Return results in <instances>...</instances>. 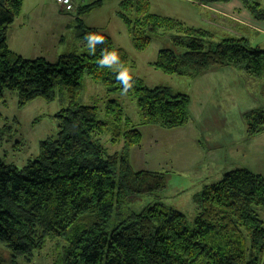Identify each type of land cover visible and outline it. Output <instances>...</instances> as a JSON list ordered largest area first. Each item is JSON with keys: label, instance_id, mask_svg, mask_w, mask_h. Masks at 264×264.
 Here are the masks:
<instances>
[{"label": "trees", "instance_id": "16d2710c", "mask_svg": "<svg viewBox=\"0 0 264 264\" xmlns=\"http://www.w3.org/2000/svg\"><path fill=\"white\" fill-rule=\"evenodd\" d=\"M192 1L207 6L231 0ZM238 1L250 17L264 22V0ZM100 4L73 2L74 37L85 50L51 63L9 50L7 31L23 4L0 0V99L3 91L15 92L22 108L35 99L66 97V107L55 115L57 134L39 144L36 159L20 169L0 160V245L13 264L18 258L30 260L51 240L64 243L52 264H264V227L256 212L264 210L263 176L246 168L225 173L193 197L197 214L189 226L184 215L160 202L165 173L132 171L129 151L141 142L137 127L183 128L190 100L166 87L148 88L136 76L133 88L123 92L116 70L99 66L102 51L115 50L125 66L133 65L124 50L79 17ZM117 15L137 51L146 50L158 31L175 35L173 49L158 51L151 64L165 76L193 79L229 67L248 78L264 79V50L251 47L243 37L212 44L210 32L152 14L148 0H124ZM92 33L105 38L94 54L85 39ZM84 78L102 85L108 95L133 100L140 116L137 127L115 100L104 103L103 120L96 106L81 105ZM243 120L247 140L264 134V109L244 114ZM103 135L111 146L121 145L120 150L109 153L103 148ZM140 197L154 201L136 214L130 203Z\"/></svg>", "mask_w": 264, "mask_h": 264}, {"label": "rangeland", "instance_id": "374dc122", "mask_svg": "<svg viewBox=\"0 0 264 264\" xmlns=\"http://www.w3.org/2000/svg\"><path fill=\"white\" fill-rule=\"evenodd\" d=\"M95 1L97 0H73L75 6H84ZM100 1V5L79 17L86 27L107 35L114 46L124 50L129 63L133 65L132 76L142 79L148 88L160 86L172 90L174 94L192 95L190 124L183 130L166 132L167 134L157 140L156 151L175 148L182 149V152L187 151L186 155L188 156H195L192 150L195 148L193 137L195 133L199 134L200 137L197 139L202 144L201 138L205 136L194 128L197 121L201 119L196 116L200 115L197 101L200 98L203 100L204 97L199 96L196 92L194 80L171 75L165 76L151 67L157 58L158 51L173 49L171 38L175 35L172 32L158 31L152 37L146 50L137 51L131 44L124 23L119 20L117 15L119 4L124 0ZM148 3L149 10L154 15L182 21L187 27L210 32L213 35L212 44L225 37L239 36L249 41L251 47L264 50L263 35L250 31L242 33L234 28L233 32L228 31L231 24L226 19L210 13L209 9L202 5L199 6L192 0H148ZM22 4L19 17L9 27L6 35L11 50L21 51L25 55V59L28 58V60L44 58L51 63L58 56L71 52L80 53L85 50L74 37L73 26H75L77 17L75 11H71L72 13L69 15V18L72 19L71 22L70 19L63 20L58 17L57 11L63 10L55 3V0H22ZM65 24H70V28L63 30ZM59 36L64 38L61 43L57 42ZM230 70L232 71L228 72L240 75V77L237 76L238 83L240 82L244 89L247 88L244 86L245 81L249 88L248 95L246 92L239 102L229 108L226 115V128L229 130L220 129L225 134L231 133L233 141H238L241 136V138L246 136L245 121L243 120V123L240 114L252 109H264V80L249 79L241 71L231 68ZM82 82L83 89L79 99L81 105L96 106L99 109V119L103 120L104 103L115 100L120 104L123 114L130 119L131 124L137 127L140 116L133 100L123 94L108 95L102 85L92 82L88 78H84ZM17 100L18 96L15 92L3 91L0 99V160L20 169L28 161L36 159L39 155V144L42 141L49 137H55L57 134L55 115L66 107V97L58 95L53 102L35 99L22 108L17 107ZM211 132L218 134L219 129ZM224 136L219 137L221 142L218 145L222 146V143H226L227 138ZM100 139L103 148L109 153L120 150L121 145L111 146L108 136L103 135ZM247 146L242 151V157L234 154L228 156L225 153L221 155L222 148L218 149L214 154L217 156L216 162L213 163L209 160V157L213 155L207 154V148L204 146L198 152L203 153V159L199 160L194 157L196 160L193 165V161L185 163V158L175 156L178 159H174V165L166 169L162 168L160 171L168 172L167 187L159 196L161 204L180 212L186 217L188 225L192 226L197 214V208L192 203V199L203 188L219 182L225 173L235 169L246 168L252 173L258 172L264 176V135ZM134 168L137 167L133 165ZM152 201H154L153 198L140 197L130 203V209L137 214L149 206ZM256 212L264 227V210L256 209ZM63 246L64 243L58 240L48 241L39 252L32 255L30 260L18 258L15 264H52L60 256ZM0 261L2 264H13L9 253L1 245Z\"/></svg>", "mask_w": 264, "mask_h": 264}, {"label": "crops", "instance_id": "0c3cea01", "mask_svg": "<svg viewBox=\"0 0 264 264\" xmlns=\"http://www.w3.org/2000/svg\"><path fill=\"white\" fill-rule=\"evenodd\" d=\"M209 9L210 13H214L219 18L226 19L230 24L231 28H228V31L233 32V28L240 32H252L255 34H261L264 36V22L262 21H256L252 17H250L249 13L245 11L244 7L241 5V3L238 0H231L228 3L224 4H215L203 6ZM72 12H65L58 10L57 14L60 19L63 20H69L72 22V19L69 18V15H71ZM70 22V23H71ZM72 25V24H71ZM70 24H65L64 29H69ZM58 43H61L64 41V38L59 36ZM8 45V40H7ZM9 48V45H8ZM10 51L14 52L18 56H21L23 58H26L22 52H16L14 50ZM28 59V58H27ZM55 61V60H54ZM228 68V70H227ZM232 69V68H231ZM230 70L229 67L220 69H210L207 71H204V73L196 76L192 79L195 82V89L199 96L204 97L202 100L201 98L197 101L198 103V110H200V115H196L198 118H201L197 123L195 124L194 128L200 133L201 135L204 134L205 136L201 138L202 144L198 141L197 138L200 137L199 134L195 133L193 137V142L195 148L192 149L193 153H195V156L192 157L186 155L188 152L183 151L182 149H165L164 151L161 150L156 151L157 146V140L162 138L165 134L169 132H173V130H183L184 128L188 127L190 123V118L188 124L183 126V128L178 129H172V130H165V129H159L155 126H138V130L141 137V142L138 145V147H133L129 151V161H130V167L132 171L139 172V171H148V172H160L162 168H168L170 166L174 165V159H178L176 157L185 158V163H189L193 161L192 165L194 164V161L196 159L202 160L203 159V153H198L200 148L204 146V148H207V154L213 155L209 157V160L213 163L216 162V157L214 154L215 151H218V149L222 148V154L230 155H238L239 157H242L243 155V149L248 147V144H253V141L256 140L258 137H262V135H258L251 140H247L246 136L241 138L238 141H233L231 133L228 132V134L223 133L220 131V129H227V119L226 115L229 111V108L232 107L234 104L239 102L242 99V96L246 94L248 95L249 88L248 84H246V81L244 83V86L247 88L244 89L242 87L241 83H238L237 76L240 77V75H235ZM250 79V78H249ZM253 79V78H252ZM264 80V79H263ZM254 82V81H252ZM185 94V93H183ZM182 95V94H181ZM187 95V94H185ZM190 104L188 108V112L191 116L192 112L190 111L191 103H192V95H187ZM249 99L247 98V101ZM208 107V108H207ZM253 110H261V109H252ZM249 111V112H251ZM249 112H244L243 114H240L241 120L243 121V115ZM244 123V121H243ZM245 126V123H244ZM219 129L218 134H213L214 132L211 131H217ZM167 132V133H166ZM211 132V134H209ZM245 132V131H244ZM225 135L224 137L227 138L226 143H222V146L218 145V143L221 142L220 138L221 136ZM246 135V132H245ZM219 141V142H218ZM204 143V144H203ZM220 146V147H219ZM184 155V156H183ZM176 156V157H175ZM194 157L196 159H194ZM223 157V156H222ZM173 162V163H172ZM184 163V164H185ZM133 165L137 168L133 169ZM166 174V181H167V174L168 172H163ZM256 174L261 175L258 172H254ZM263 176V175H261ZM264 177V176H263ZM168 182V181H167ZM167 187V186H166ZM205 187V186H204Z\"/></svg>", "mask_w": 264, "mask_h": 264}, {"label": "clouds", "instance_id": "9594fccd", "mask_svg": "<svg viewBox=\"0 0 264 264\" xmlns=\"http://www.w3.org/2000/svg\"><path fill=\"white\" fill-rule=\"evenodd\" d=\"M67 2V0H65ZM69 10H71L69 6ZM85 39L87 40V47L91 53H95L96 45L105 42V38L102 35L92 33L88 34ZM100 67L114 68L117 72V80L122 85V90L125 94L133 88V76L130 67L125 66L120 61L119 53L115 50L108 51L107 49L102 51V58L99 61Z\"/></svg>", "mask_w": 264, "mask_h": 264}, {"label": "built area", "instance_id": "2783aa9c", "mask_svg": "<svg viewBox=\"0 0 264 264\" xmlns=\"http://www.w3.org/2000/svg\"><path fill=\"white\" fill-rule=\"evenodd\" d=\"M73 0H67V2H65V0H55V3H57V5L59 7H61V9L64 11H72L73 10ZM69 6L71 8V10H69Z\"/></svg>", "mask_w": 264, "mask_h": 264}]
</instances>
